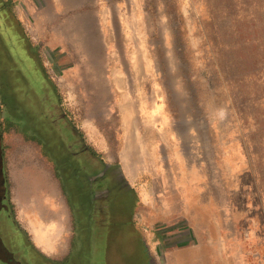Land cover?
<instances>
[{
    "label": "rangeland",
    "instance_id": "rangeland-1",
    "mask_svg": "<svg viewBox=\"0 0 264 264\" xmlns=\"http://www.w3.org/2000/svg\"><path fill=\"white\" fill-rule=\"evenodd\" d=\"M4 8L0 164L10 203L0 223L15 260L36 263L27 244L53 259L70 248V171L59 169L68 158L43 157L35 135L55 131L51 120L78 155L85 141L106 163L123 153L135 161L134 223L149 248L171 196L160 182L171 173L188 186L191 212L203 201L200 212L234 215L247 260L264 264V0H0ZM24 170L53 185L42 193L64 220L50 245L37 243L34 210L19 201Z\"/></svg>",
    "mask_w": 264,
    "mask_h": 264
},
{
    "label": "crops",
    "instance_id": "crops-1",
    "mask_svg": "<svg viewBox=\"0 0 264 264\" xmlns=\"http://www.w3.org/2000/svg\"><path fill=\"white\" fill-rule=\"evenodd\" d=\"M80 44L82 48L87 45L85 40H82ZM50 45L46 47L49 52L56 46ZM4 48L5 54L8 53L6 46ZM66 53L64 52L63 55ZM47 58L50 59L48 56ZM70 60L72 59L69 58L68 61ZM67 66L71 70L70 63ZM48 125L56 131L53 132L59 139V149L68 151L69 155L79 161L80 171L83 174H88L92 170V165H88L86 159L88 156L93 160V154L86 142L84 141L85 146L82 148L85 155H78L68 148L51 120ZM73 133L82 143L81 136L75 131ZM130 145L132 147L131 143ZM127 157L126 153H123L116 162L125 182L124 196L109 194L101 202L103 208L106 209L104 214L96 215L93 211L92 195L90 192L86 193L87 196H84L85 200L83 201L85 211L80 212V209L76 208V214L73 216V230L69 231V236L65 240L66 243L69 242L70 248L62 259H56L57 264H94L92 256L95 251L100 252V250L103 253V264H157L156 254H160L163 264H250L246 258L247 242L242 238L238 229L230 227V223L235 220L234 215L221 212L218 214L200 212L201 209L203 210V201L196 204V213L191 212L192 209L186 196L188 186H182V183L172 181L171 173H168L165 181L160 182L161 188L166 191V194L168 191L171 196L170 200L163 204L164 218L159 224L156 223L155 239L149 242L153 248H149L134 223L135 205L139 198L131 184L130 177L135 178L137 172L130 166L131 163L135 164V161L130 160V157L127 159ZM165 162H167L166 159ZM25 171L27 170L22 173ZM19 179L20 183L23 182L21 175H19ZM71 186V182L63 185L69 199ZM73 188L77 193H81L89 191L91 187L87 180L84 182L80 180ZM47 191L49 192V190ZM21 197L23 195L19 197V201L25 205L22 200L27 197ZM44 202L45 209L40 219L37 220L35 213L33 215L38 223L36 225L37 243L46 242L47 245H50L61 236V222L64 217L63 214L52 211L49 207L51 205L49 200L44 198ZM76 204L82 205L81 202ZM87 205L88 210L86 209ZM73 210H75V206H73ZM46 216L48 217L46 218ZM156 238H158L157 241Z\"/></svg>",
    "mask_w": 264,
    "mask_h": 264
},
{
    "label": "flooded vegetation",
    "instance_id": "flooded-vegetation-1",
    "mask_svg": "<svg viewBox=\"0 0 264 264\" xmlns=\"http://www.w3.org/2000/svg\"><path fill=\"white\" fill-rule=\"evenodd\" d=\"M7 18H8V13H7V10L4 8V10L0 12L1 24L6 25L5 21L7 20ZM9 27L16 28V26H12V25ZM16 34L19 35L18 30H16ZM21 41H22L23 47L26 49V47H28L27 42H25L24 44L23 43L24 40L22 38H21ZM4 54H5L4 47L2 46V43H0V55L4 56ZM6 59L8 63L12 65L14 64L11 60V57H10V60H8V57H6ZM39 72L41 74V77L43 78L42 71L39 70ZM39 105L40 104H38V106ZM72 130L75 131L73 128ZM33 133L35 134V130ZM36 133L37 134L35 135L37 136V140L40 144V148L42 149L43 157L53 158L55 156H58L57 154L58 152H60L61 149H59L60 143H59V139L57 138L56 134L53 131L50 132L49 134L44 133V132L39 133L37 131ZM62 153H63V158L67 157L68 159L66 160V162H64L65 164H63L61 167L59 166L58 167L60 170L70 171L69 180L72 184L71 191L69 193L70 199L68 198V195L66 194V190L63 188V194L65 198L64 200L68 208V214L70 218V224H71L70 231H71L73 230V224H74L73 216L74 214H76V208H79L80 212L85 211V205L83 201L85 200L84 196H87L86 195L87 192L91 193L92 198L94 200V204H93L94 214L103 215L106 209L103 208L104 206L101 205L102 199L105 200L109 194L118 195L120 197H123L125 193V182L115 163L114 164L106 163L101 158L97 156H93L94 165H92V170L88 172V174H83L79 169V161L75 160L71 155H69V152L66 150L62 151ZM47 160L48 162H51L50 159H47ZM80 180L83 182L87 180L88 185H90L91 187L89 191L86 190L84 192L77 193L76 189L73 188V186L79 183ZM8 189L9 188L7 186V176L5 174V168L2 164H0V221L7 213L6 211L9 210L10 202L8 198V195H9ZM77 202H81L82 205L81 204L77 205L76 204ZM73 206H75V210H73ZM87 208H88V205L86 206V209ZM1 227L2 226L0 223V264H23L17 259L15 260L12 246H9L7 242L5 241L4 235H5L6 229H3ZM17 231L19 232L17 237L23 243L24 242L23 238L25 236L19 230ZM26 249L28 252H26ZM26 249H25L26 253H29L30 255L34 256L37 259L35 264H57L58 262L56 259L47 257L45 254L42 253L41 250H37L33 248L31 245L27 244ZM25 264H28V262L26 261Z\"/></svg>",
    "mask_w": 264,
    "mask_h": 264
},
{
    "label": "bare ground",
    "instance_id": "bare-ground-1",
    "mask_svg": "<svg viewBox=\"0 0 264 264\" xmlns=\"http://www.w3.org/2000/svg\"><path fill=\"white\" fill-rule=\"evenodd\" d=\"M20 175L23 177V182L18 186V196L23 195L21 198H24V196L27 197L24 198L22 202L25 203L26 206L33 208L35 217L38 220L45 209V196L42 192L44 190L52 192L53 185L49 182L48 178L41 173L27 170Z\"/></svg>",
    "mask_w": 264,
    "mask_h": 264
},
{
    "label": "trees",
    "instance_id": "trees-1",
    "mask_svg": "<svg viewBox=\"0 0 264 264\" xmlns=\"http://www.w3.org/2000/svg\"><path fill=\"white\" fill-rule=\"evenodd\" d=\"M82 144V143H81ZM83 145V144H82ZM85 146V145H84ZM69 181V180H68Z\"/></svg>",
    "mask_w": 264,
    "mask_h": 264
}]
</instances>
